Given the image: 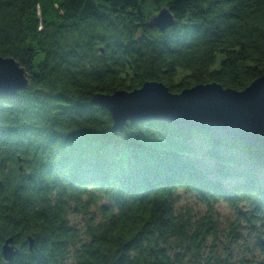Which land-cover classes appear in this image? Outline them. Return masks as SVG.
I'll return each instance as SVG.
<instances>
[{"label":"trees","instance_id":"trees-1","mask_svg":"<svg viewBox=\"0 0 264 264\" xmlns=\"http://www.w3.org/2000/svg\"><path fill=\"white\" fill-rule=\"evenodd\" d=\"M0 57L29 80L0 94V264H231L219 203L239 218L229 238L243 222L264 254V147L158 121L115 130L96 102L148 81L245 90L264 75V0H0ZM181 191L205 213L178 212Z\"/></svg>","mask_w":264,"mask_h":264},{"label":"water","instance_id":"water-1","mask_svg":"<svg viewBox=\"0 0 264 264\" xmlns=\"http://www.w3.org/2000/svg\"><path fill=\"white\" fill-rule=\"evenodd\" d=\"M175 25L172 13L164 9L153 19L151 26L164 32ZM28 84L26 70L15 59L0 57V94H16ZM96 102L110 111L115 130L127 122L158 121L174 123L184 131L200 127L217 137L225 136L256 148L264 147V75L242 91L209 83L174 94L165 84L148 81L133 91L98 95ZM29 242L32 250L34 241L31 237ZM17 254L13 239L8 240L3 247L5 261L12 262Z\"/></svg>","mask_w":264,"mask_h":264},{"label":"rangeland","instance_id":"rangeland-1","mask_svg":"<svg viewBox=\"0 0 264 264\" xmlns=\"http://www.w3.org/2000/svg\"><path fill=\"white\" fill-rule=\"evenodd\" d=\"M221 56L218 58L220 62ZM197 141L201 143V138L198 137ZM201 155L204 156V147H200ZM209 164H212L210 159H206ZM230 180L229 182H233ZM105 201L100 200L97 206L91 208L92 212H96L97 220L101 219L100 206ZM182 209H189L195 216L199 217L206 211V207L196 199L183 191L180 192V197L177 203V211ZM215 218L219 221V226L222 230L221 236L218 240V250L222 257H228L231 264H264V254L262 249L257 245L258 234L254 233L242 222L240 230L241 237L237 240H231L227 235L231 224L238 221V215L235 210L231 209L225 203L214 205ZM71 223L80 229H84L85 215L81 212H72L70 215ZM264 237V236H263Z\"/></svg>","mask_w":264,"mask_h":264}]
</instances>
